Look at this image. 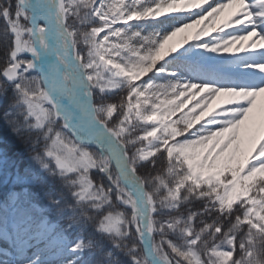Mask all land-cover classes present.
<instances>
[{
	"label": "snow or ice",
	"instance_id": "1",
	"mask_svg": "<svg viewBox=\"0 0 264 264\" xmlns=\"http://www.w3.org/2000/svg\"><path fill=\"white\" fill-rule=\"evenodd\" d=\"M0 21V264H264V0Z\"/></svg>",
	"mask_w": 264,
	"mask_h": 264
},
{
	"label": "trees",
	"instance_id": "2",
	"mask_svg": "<svg viewBox=\"0 0 264 264\" xmlns=\"http://www.w3.org/2000/svg\"><path fill=\"white\" fill-rule=\"evenodd\" d=\"M3 26V22L0 21V27ZM181 37H177L176 40H180ZM187 46V45H186ZM0 115H2V112H0ZM3 126V121L0 119V127ZM4 135L3 132H0V136ZM8 143L12 149L13 152H20L22 153L23 159L27 162L30 156L32 155V152L28 145L24 143L23 140H17L14 137L8 136Z\"/></svg>",
	"mask_w": 264,
	"mask_h": 264
},
{
	"label": "rangeland",
	"instance_id": "3",
	"mask_svg": "<svg viewBox=\"0 0 264 264\" xmlns=\"http://www.w3.org/2000/svg\"><path fill=\"white\" fill-rule=\"evenodd\" d=\"M216 33H213V35H215ZM189 107H191V105H189ZM185 111H187V109L185 110ZM3 245V242L1 243V246L0 247H4V245Z\"/></svg>",
	"mask_w": 264,
	"mask_h": 264
},
{
	"label": "bare ground",
	"instance_id": "4",
	"mask_svg": "<svg viewBox=\"0 0 264 264\" xmlns=\"http://www.w3.org/2000/svg\"><path fill=\"white\" fill-rule=\"evenodd\" d=\"M3 245H4V244H3ZM3 245H2V246H3Z\"/></svg>",
	"mask_w": 264,
	"mask_h": 264
}]
</instances>
